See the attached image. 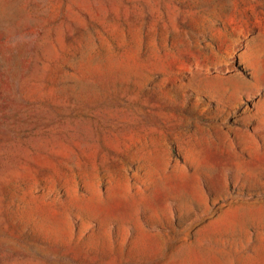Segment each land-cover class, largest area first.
<instances>
[{
    "label": "rangeland",
    "instance_id": "374dc122",
    "mask_svg": "<svg viewBox=\"0 0 264 264\" xmlns=\"http://www.w3.org/2000/svg\"><path fill=\"white\" fill-rule=\"evenodd\" d=\"M0 264H264V0H0Z\"/></svg>",
    "mask_w": 264,
    "mask_h": 264
}]
</instances>
